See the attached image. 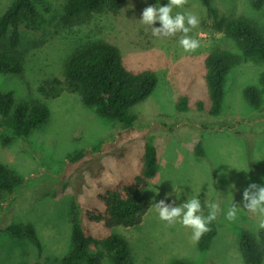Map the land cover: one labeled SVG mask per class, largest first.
Segmentation results:
<instances>
[{"label": "rangeland", "instance_id": "rangeland-1", "mask_svg": "<svg viewBox=\"0 0 264 264\" xmlns=\"http://www.w3.org/2000/svg\"><path fill=\"white\" fill-rule=\"evenodd\" d=\"M13 1L0 0V15ZM65 1L44 0L38 18L22 25V70L0 74L2 92H12L18 102L41 101L50 110L48 121L26 140L14 138L9 129L0 131V162L24 179L0 209V264H60L71 247L69 211L74 197L83 211L85 233L99 239L121 236L129 244L134 264L175 260L245 264L240 237L243 232L257 237L261 230L257 217L240 207L237 219L229 221L226 212L233 203L243 205V191L249 184L264 185V63L244 58L236 42L215 28L199 0H187L183 8L173 9V15L190 12L199 18V26L189 35L200 41V47L191 53L179 45L180 34L156 38L140 21L147 6L167 5L169 0H126L117 16H96L88 25L73 28L63 20ZM212 3L220 18L243 17L264 29V6L255 10L248 0ZM154 27H161L160 22ZM97 39L117 47L128 70H150L157 75L153 93L132 109L136 116L132 128L100 117L77 94L63 91L47 100L39 93L43 81L63 79L65 60L74 48ZM214 50L241 58L224 83L223 108L217 118L209 115L205 65ZM248 87L261 91L260 109L247 102L244 91ZM181 97L189 101L186 113L178 110ZM201 102L203 111L198 109ZM149 133L155 135L158 171L144 188L151 207L142 223L108 229L104 222L91 221L88 212H104L100 195L121 183L134 185L142 174ZM7 137L12 140L3 145ZM199 142L204 158L195 154ZM80 153L79 160H70ZM189 197L201 200L205 216L208 204L220 206L217 234L205 251L191 240L190 228L179 221L170 225L160 220L155 209L161 200L180 205ZM13 224L36 228L41 254L27 238L10 235L7 227ZM90 251L95 253L98 248L91 245ZM101 264H113L110 254Z\"/></svg>", "mask_w": 264, "mask_h": 264}, {"label": "trees", "instance_id": "trees-1", "mask_svg": "<svg viewBox=\"0 0 264 264\" xmlns=\"http://www.w3.org/2000/svg\"><path fill=\"white\" fill-rule=\"evenodd\" d=\"M212 20L215 28L233 39L242 56L254 62L264 63V29L246 18H220L213 7L212 0H199ZM255 10L264 6V0H248ZM44 0H14L0 15V74H16L22 70V25L34 22L38 18L39 6ZM126 0H66L63 6V20L69 27L86 26L96 16L103 18L112 14L117 16L122 11ZM241 58L229 52L214 50L205 61L211 108L209 115L217 118L222 113L225 84L230 70L239 64ZM157 75L150 70L133 72L126 68L117 47L101 40L82 43L72 51L64 63L63 79L53 78L43 81L39 93L45 99L60 96L63 91L77 94L84 105L93 108L102 118L113 120L132 128L136 116L132 109L148 98L156 88ZM264 87V75L261 77ZM244 96L253 108L263 106V96L256 87H248ZM188 98L181 97L178 110H189ZM203 111V103L198 104ZM0 131L9 129L14 138L26 140L39 125L46 123L50 110L41 101H16L12 92L0 90ZM154 134V133H153ZM149 133L145 138L144 169L135 178L134 185L121 183L116 188L107 190L99 196L104 204V212H88L93 222H104L106 228L118 226L135 227L142 223L151 207V198L144 188L158 171V154L154 140ZM12 138L3 140V145L10 144ZM197 156L204 158L202 143L196 146ZM82 153L71 158L77 161ZM24 183V179L15 173L8 164L0 162V209L15 191ZM82 208L74 197L69 211L71 224V247L61 259L60 264H101L106 254H110L113 264H134L127 240L119 235L102 239L89 236L82 225ZM216 220L208 225L209 231L199 240V250L210 247L217 234ZM8 232L14 238H27L42 253V243L36 228L32 224L9 225ZM98 248L95 253L90 246ZM240 253L245 264H262L264 261V229L257 237L243 232L240 237ZM42 264V263H36ZM171 264H192L186 260H175Z\"/></svg>", "mask_w": 264, "mask_h": 264}, {"label": "clouds", "instance_id": "clouds-1", "mask_svg": "<svg viewBox=\"0 0 264 264\" xmlns=\"http://www.w3.org/2000/svg\"><path fill=\"white\" fill-rule=\"evenodd\" d=\"M186 4L187 0H169L167 5L158 3L156 6H147L142 12L140 21L151 29V35L156 38L174 37L180 34L179 45L185 52L191 53L200 47V41L189 35L199 26V18L190 12H176L173 15L174 8H183ZM157 21L160 22L161 27H154ZM231 187L234 188L235 185ZM207 206L209 213L205 216L199 198L189 197L180 205L168 204L165 200L155 203L159 219L170 225L179 221L183 227L190 228L192 230L191 240L194 243L199 242L202 236L209 231L208 225L217 218L220 212L218 203H210ZM240 207L255 215L258 228L264 229V185L249 184L243 191V205L237 206L233 203L226 212V219L236 220Z\"/></svg>", "mask_w": 264, "mask_h": 264}]
</instances>
